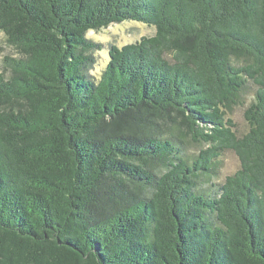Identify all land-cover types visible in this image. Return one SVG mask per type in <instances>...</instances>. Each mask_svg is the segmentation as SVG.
<instances>
[{
  "label": "trees",
  "instance_id": "16d2710c",
  "mask_svg": "<svg viewBox=\"0 0 264 264\" xmlns=\"http://www.w3.org/2000/svg\"><path fill=\"white\" fill-rule=\"evenodd\" d=\"M0 33V264H264V0H0Z\"/></svg>",
  "mask_w": 264,
  "mask_h": 264
},
{
  "label": "rangeland",
  "instance_id": "374dc122",
  "mask_svg": "<svg viewBox=\"0 0 264 264\" xmlns=\"http://www.w3.org/2000/svg\"><path fill=\"white\" fill-rule=\"evenodd\" d=\"M153 35H155L154 28L134 21L113 24L100 31H90L87 34V37L104 47L102 51L94 53L97 64L92 74L97 76V73H100V71L106 66L108 59L107 49L110 45H116L122 48L126 45L140 41L143 37H151ZM6 57L17 58L19 55L16 49L7 43L6 36L3 33H0V73L8 77L10 72L4 62ZM255 89V86L250 84L247 93L243 97L244 104L242 106H237L232 113L227 114V118L231 119L235 123L236 127L234 130L238 136L246 134L250 129L249 124L245 120L244 113L246 108L253 101ZM203 148H206V146L196 145L195 147L189 148V151H195L198 153ZM220 160L221 167L219 175L212 180L213 183L218 185L224 184L225 179L236 173L240 168L239 159L232 151L225 152Z\"/></svg>",
  "mask_w": 264,
  "mask_h": 264
}]
</instances>
